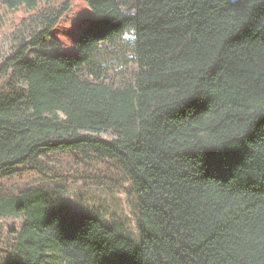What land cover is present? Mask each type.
<instances>
[{"label": "trees", "instance_id": "1", "mask_svg": "<svg viewBox=\"0 0 264 264\" xmlns=\"http://www.w3.org/2000/svg\"><path fill=\"white\" fill-rule=\"evenodd\" d=\"M74 1L0 68V179L48 154L104 153L133 181L141 240L24 191L0 196V217L24 218L6 264H46L54 250L66 264H264V0H80L91 18L64 33L70 49L57 32ZM47 4L0 9L33 15ZM128 31L134 85L80 77L100 44ZM15 65L26 104L1 93Z\"/></svg>", "mask_w": 264, "mask_h": 264}, {"label": "rangeland", "instance_id": "2", "mask_svg": "<svg viewBox=\"0 0 264 264\" xmlns=\"http://www.w3.org/2000/svg\"><path fill=\"white\" fill-rule=\"evenodd\" d=\"M132 2V0H128ZM66 0H49L35 14L19 12L12 14L0 9V68L18 50L40 34L57 9ZM127 12V6L123 7ZM91 18V13L75 0L69 13L58 28V37L66 48L73 47L71 36L80 23ZM51 47L47 41L43 48ZM39 49L28 52L29 60H36ZM136 62L134 35L131 31L110 42L100 44L93 53L92 63L80 70L84 80L103 83L114 90H123L134 85L139 74ZM2 96L21 99L27 103L28 87L23 67L11 68L2 83ZM99 138L112 141L113 132L102 133ZM13 178L0 179V196L9 198L24 191L41 190L48 206L70 214H86L100 219L108 228L139 244V203L130 176L108 155L92 149L53 153L42 158V162L30 163L18 168ZM23 217H0V264H6L17 247L18 234ZM46 264H66L58 251Z\"/></svg>", "mask_w": 264, "mask_h": 264}]
</instances>
